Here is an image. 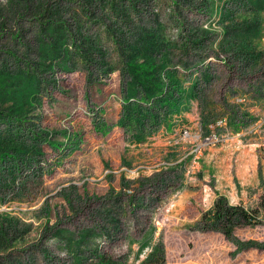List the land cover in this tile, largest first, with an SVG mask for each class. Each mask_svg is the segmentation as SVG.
Segmentation results:
<instances>
[{"label":"rangeland","instance_id":"374dc122","mask_svg":"<svg viewBox=\"0 0 264 264\" xmlns=\"http://www.w3.org/2000/svg\"><path fill=\"white\" fill-rule=\"evenodd\" d=\"M218 4L0 0V80L33 73L42 82L20 128L32 153L22 170H12L16 160L0 166V264H94L96 250L117 262L144 264L160 242L165 264H264V224L236 230L240 242L254 243L245 249L197 226L220 196L254 209L264 195V69L227 62L231 55L220 43L248 8L239 0ZM260 17L252 42L264 50V11ZM48 19L66 30L67 47L78 51L93 42L106 56L115 55L117 40L106 31L127 37L157 22L169 41L186 45L172 66L186 85L215 77L203 85L206 101L194 100L190 112L171 119L173 129L129 144L118 124L121 72L109 66L117 58L99 61L105 66L79 57L66 66L42 67ZM202 36L204 47L191 51ZM58 230L70 233L72 244ZM85 231L92 233L80 246L75 238Z\"/></svg>","mask_w":264,"mask_h":264},{"label":"trees","instance_id":"16d2710c","mask_svg":"<svg viewBox=\"0 0 264 264\" xmlns=\"http://www.w3.org/2000/svg\"><path fill=\"white\" fill-rule=\"evenodd\" d=\"M86 1L92 2V0ZM226 1L207 0V3L208 7L214 9L215 6L220 7L219 2L224 4ZM239 1L244 2L248 9L234 19V25L230 24L232 28L231 26L228 28L232 31L224 35L219 47L231 55L227 62L232 59V63L237 64L241 69L249 68L255 71L264 69V50L252 42L261 31L260 15L264 11V0ZM221 8L223 9L224 6ZM237 14L238 12L232 13L227 17L231 18ZM164 31V28L157 22H151L147 29L138 28L135 33H130L127 37L106 31L108 36L114 37L115 35L117 38L114 48L115 55L106 56L99 54L98 45L93 42H89V47L83 50L78 49V51L67 47L66 30L59 23L50 22L48 19L44 24L40 44L41 66L51 68L56 62L66 66L74 63L75 60L78 61L79 57L83 63L88 65L105 66L106 64L99 61H113L117 58L118 63L109 66L112 65L111 69L114 71L119 70L123 80L121 89L123 111L118 124L127 133L129 144H142L163 127L167 130L173 129L171 119L184 112H190L191 103L194 100L205 102L207 95L203 85H210L215 80V77L207 74L202 78H194L189 85H186V78L172 67L179 54L186 52V45L182 46L177 41H169ZM206 39V36H202L198 41L193 42L191 51L204 47ZM77 55L78 58H76ZM41 85L42 82L33 73L27 75L18 73L0 80V106L5 107L0 110L1 169L8 167L10 162L16 160L17 166L12 170H22L23 158L32 153L29 150V144L20 136V128L27 124L24 119L28 114V108H35L34 104ZM230 110L233 115L237 113L233 109ZM230 120L232 122V119ZM11 174L7 173V176ZM126 187L127 185L124 184L123 188ZM135 202L136 205H142L144 199H135ZM261 211H264V195L261 197L259 206L254 209L246 208L242 204H231L226 197L220 196L213 208L202 215L197 226L202 232H220L238 248L245 249L254 243L240 242L235 232L238 228L263 225ZM91 233L92 231H85L78 235L75 238L76 241L78 240L77 243L80 246L86 244ZM56 235L62 236L70 244L73 242L68 232L58 230ZM93 256L96 259L94 264H127L124 261L117 262L112 256L98 250L93 253ZM77 259L81 261L80 258ZM165 262L166 252L163 242L155 245L143 261L144 264H165Z\"/></svg>","mask_w":264,"mask_h":264}]
</instances>
